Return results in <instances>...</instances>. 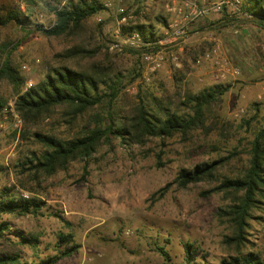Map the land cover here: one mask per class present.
<instances>
[{
	"label": "rangeland",
	"instance_id": "1",
	"mask_svg": "<svg viewBox=\"0 0 264 264\" xmlns=\"http://www.w3.org/2000/svg\"><path fill=\"white\" fill-rule=\"evenodd\" d=\"M21 1L25 5L24 13L30 16L29 24L21 28L11 23L0 29V54L7 44V51L13 52L12 64L24 78L22 91H26L30 89L28 83L34 86L51 66L57 65L58 54L70 45L66 37H47L43 33L56 24L55 8L81 0H37V5ZM126 1L130 8H138L135 0ZM95 2L103 10L86 22L89 31L95 34V45L102 55L114 56L129 79L138 74L120 95L123 109L141 90L150 89L160 97L173 95L174 74L182 69L188 51L195 47L203 46L206 52L219 44L222 57L238 67L241 74L220 77L209 64L200 67L191 64L192 71L181 86L182 93H199L215 85L229 86L222 103L212 107L208 122L214 125V130L209 134L197 131L189 141L181 136L164 142L152 139L145 147H127L115 140L112 146L102 147L91 160L74 162L67 171L52 177L36 178L32 172L21 174L18 166L32 153L40 154L44 150L35 140V132L70 134L61 119L62 109L36 127L23 125L20 132L0 131V193L10 189L22 198V192H27L28 199L44 203L38 214L2 216L9 222L11 231L0 246V257L19 253L22 260L29 262L46 260L69 246L59 243L60 235H72L80 248L56 264H186L184 245L188 243L196 249L193 264H220L227 257L223 240L229 230L218 214L229 201L223 193L213 192L219 182H199L184 190L174 181L181 169L225 157L233 159L219 171L220 175L239 174L248 166L249 142L254 131L264 126V62L257 67L250 66L246 60L252 57L249 52L258 38L262 39L264 52V33L252 26L218 32L209 27L216 20L202 23L184 52L177 53L181 66L172 69L173 64L168 60L142 85L145 71L142 52L108 50L117 27V14L115 9L103 7L104 0ZM151 2L148 0L147 4L152 5ZM9 8L21 10L14 0H0V9ZM157 8L162 13V6ZM97 16L102 17L103 23L96 21ZM0 98L7 101L6 106L17 99L13 86L4 80L0 81ZM254 117L250 126H243ZM18 233L28 239L34 237L39 243L23 245ZM250 238L254 252L264 262V220L254 224ZM159 247L167 252L166 256L160 254Z\"/></svg>",
	"mask_w": 264,
	"mask_h": 264
},
{
	"label": "trees",
	"instance_id": "2",
	"mask_svg": "<svg viewBox=\"0 0 264 264\" xmlns=\"http://www.w3.org/2000/svg\"><path fill=\"white\" fill-rule=\"evenodd\" d=\"M147 1L135 0L138 8L131 29L141 32L146 42L154 43L158 40L154 21L166 22L162 13L157 11L156 0H150L152 5ZM24 2L37 5V0ZM102 10L96 2L91 4L86 0L55 8L56 24L43 33L47 37H66L70 45L58 54L57 65L51 66L44 77L26 91H22L24 78L12 64L13 52L7 51V44L1 50L0 81L13 86L17 95L15 109L24 125L36 127L62 109V122L70 132L66 136L35 132L34 138L44 150L40 154L32 153L19 164L21 174L32 172L36 178L39 175L52 177L60 171H67L74 162L91 160L102 147L112 146L115 140L127 147H145L152 139L164 142L181 136L189 141L197 131L209 134L214 130V125L208 122L212 107L222 103L229 86L215 85L199 93L181 92L182 84L192 71L191 64L205 51L203 46L190 49L182 69L175 72L173 95L160 97L150 89L141 90L126 108L120 106L123 89L138 74L129 79L114 56L102 55L101 49L95 45V34L89 31L86 22ZM1 11L4 10L0 9V29L11 23L21 28L29 24L30 16L19 9ZM244 26H252L264 33V0H243L239 12L232 16L225 13L221 20L209 25L210 30L218 32ZM261 41L258 38L253 42L249 52L252 57L245 59L250 66H263ZM6 105L7 101L0 98V116ZM255 119L245 121L243 126H250ZM249 147L248 166L239 174H219L233 159L225 157L192 169H181L174 181L179 189L184 190L199 182H219L213 192L223 193L229 201L218 214L229 230L223 240L227 257L221 259L220 264H264L260 254L254 252L250 238L254 224H261L264 220V126L254 131ZM43 205L35 198L17 197L10 189L1 192L0 246L11 231L9 222L2 216L38 214ZM17 235L23 245L39 243L34 237L28 239L21 233ZM59 243H68L69 246L60 249L55 257L29 262L22 260L19 253H6L0 257V264H56L80 248L72 235H60ZM157 250L162 256L167 255L163 248ZM184 250L186 264H193L194 244H185Z\"/></svg>",
	"mask_w": 264,
	"mask_h": 264
},
{
	"label": "built area",
	"instance_id": "3",
	"mask_svg": "<svg viewBox=\"0 0 264 264\" xmlns=\"http://www.w3.org/2000/svg\"><path fill=\"white\" fill-rule=\"evenodd\" d=\"M16 4L25 11V5L21 0H14ZM163 4L166 24L161 30L156 31L158 40L154 43L146 42L141 32L132 30L131 25L135 23V10L127 5L126 0H104L103 7L106 10L116 11V24L113 40L108 43L109 51L122 52L125 49H134L142 52L143 67L145 69L141 83L147 84L150 81V74L160 71L168 60L173 64L172 69L181 66L180 55L184 52L185 46L193 34L197 33L200 24L206 21H213L214 17L221 14L225 8L230 14L240 11L243 0H159ZM89 3L95 0H88ZM98 23H103L100 16L96 17ZM223 51L219 44L204 52L195 62L200 67L209 64L216 75L225 77L230 74L237 77L241 74L238 67L232 66L230 61L224 59ZM28 69V66H24ZM33 86L32 82L28 87ZM136 88L133 87L135 91ZM15 101L12 100L6 106L0 118V131H17L23 128V120L15 109ZM22 198L28 199L27 192H22Z\"/></svg>",
	"mask_w": 264,
	"mask_h": 264
},
{
	"label": "crops",
	"instance_id": "4",
	"mask_svg": "<svg viewBox=\"0 0 264 264\" xmlns=\"http://www.w3.org/2000/svg\"><path fill=\"white\" fill-rule=\"evenodd\" d=\"M156 3L158 4V5H161L162 6V9H163V4L161 3V1H159V0H156ZM229 14V16H232V14H230L229 12H228V10H226L225 8L222 10V12H221V14H219V15H217V16H215L214 17V19L213 20H216V22L217 21H219V20H221V18L223 17V15L224 14ZM162 15H163V17H164V10H162ZM234 15V14H233ZM164 19H165V22H166V17H164ZM154 21V20H153ZM208 21H206L205 23H207ZM154 25H155V27H156V30L157 31H159V30H161L162 29V27L165 25V24H163V22L161 23V22H157V21H154ZM198 30V29H197ZM195 34H193L192 36H194ZM192 38V37H191ZM191 40V39H190ZM189 40V41H190ZM188 41V42H189Z\"/></svg>",
	"mask_w": 264,
	"mask_h": 264
}]
</instances>
